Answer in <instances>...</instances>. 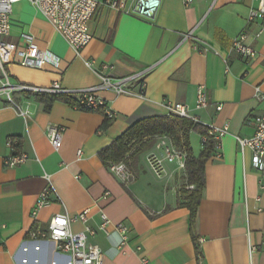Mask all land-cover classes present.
I'll list each match as a JSON object with an SVG mask.
<instances>
[{
    "label": "crops",
    "instance_id": "obj_1",
    "mask_svg": "<svg viewBox=\"0 0 264 264\" xmlns=\"http://www.w3.org/2000/svg\"><path fill=\"white\" fill-rule=\"evenodd\" d=\"M256 7V0H193L188 6L182 0H163L150 21L100 7L88 24L92 39L77 55L29 3L12 6L4 40L18 44L21 35H30L38 49L58 59L56 66L34 70L15 58L5 66L13 85L48 88L59 83L75 92L98 86V75L117 79L149 72L143 99L96 92L114 114L106 130H101L104 116L99 113L60 101L45 109L38 94L25 93L12 96L17 109L0 96V264H71L54 242L30 239L28 233L47 231L54 215L73 217L86 209L87 227L97 229L102 211L113 225L128 228L124 245L113 228L88 238L100 249L102 264H264V174L253 169L251 152L241 151L236 140L251 138L250 120L264 114V99L254 96L255 88L264 92V32L256 37L264 18L246 24L249 10ZM242 32L245 44L256 52L253 60L231 49ZM198 87L209 98L202 110L194 109ZM68 96L80 100L77 94ZM168 103L186 105L199 126L228 131L204 167L196 244L189 211L179 206L186 197L185 168L163 162L156 174L148 165L152 154L163 158L156 147L159 138L124 165L127 182L114 177L98 157L135 122L165 115ZM49 127L62 129L58 151L47 139ZM8 137L17 138L18 151L28 156L26 163L11 169L4 166L10 154ZM201 137L189 134L194 157L202 150ZM49 184L55 195L32 219L36 201ZM82 229L79 223L72 225L73 232ZM251 247L257 250L250 253Z\"/></svg>",
    "mask_w": 264,
    "mask_h": 264
},
{
    "label": "built area",
    "instance_id": "obj_2",
    "mask_svg": "<svg viewBox=\"0 0 264 264\" xmlns=\"http://www.w3.org/2000/svg\"><path fill=\"white\" fill-rule=\"evenodd\" d=\"M163 0H0V96H4L7 101L12 103L17 109L18 107L12 102V96L15 93L25 94H43V95H71L80 96L79 105L84 109L102 108L104 115L109 119H114V114L105 106L102 100L97 98L96 92L108 90L117 96H129L143 99L145 97V76L149 70L144 72L112 79L102 74L98 75L100 83L98 86L75 92H69L61 88L59 83H53L48 88H34L25 85H13L5 72V66L12 63L15 58L19 60L22 67L34 70H42L46 65L56 66L58 59L47 51H41L34 44V39L30 35L23 34L18 44L7 43L4 38L10 32V16L12 6L20 2L29 3L39 14H41L52 28L60 35L64 42L77 54L90 43L92 35L89 32L88 24L95 16L96 11L100 7L111 8L119 11L123 15L135 17L142 20L150 21L156 15ZM185 6L192 3L193 0H182ZM244 1V0H239ZM257 7L252 8L248 12L246 24L249 25L256 20L264 18V0H256ZM264 32V26L261 27L256 37ZM190 37V34L184 37V40ZM247 35L240 33L232 42V51L237 55L253 60L256 52L245 44ZM90 66V64H87ZM107 69L102 67V71ZM255 98L264 99V92L259 88L254 90ZM209 105V98L203 87L196 90V98L194 109L202 110ZM220 106L216 108L217 111ZM20 115L23 114L20 112ZM166 116H173L188 119L194 123L198 121L189 113L186 105L180 103L167 104ZM250 124L254 128V134L249 139L236 138L241 151L248 149L251 152V163L260 175L264 174V114L256 116L250 120ZM207 135L201 137V146L207 142L208 137H212L215 146H219V139L225 136L228 131L226 127L218 128L215 126H207ZM159 138L157 148L161 150L163 158L160 159L155 155H150L147 159L151 170L159 174L162 172L163 162L176 163L179 168H185L186 155L177 150L167 137ZM47 139L54 149L58 151L62 142V129L49 127L47 130ZM6 146L9 150V156L4 161L6 168H15L23 165L28 160L26 154L20 153L19 140L14 137H8ZM78 156L80 151H78ZM109 171L121 182H127L130 179L126 167L123 163L109 166ZM78 178V177H77ZM192 190L193 187H187ZM55 195L53 188L49 186L39 195L35 210L31 214V218L35 219L36 212L51 202V196ZM108 193H104L103 199H106ZM89 209L82 211L69 217L68 215L57 214L52 216L47 223V231L33 230L28 233V237L33 240H50L55 243L57 251L68 255L71 264H102V254L100 249L88 242V238L95 235L96 232L107 234L109 228L117 231L121 237V245L126 243L128 228L123 224L113 225L108 217L100 211V224L94 230L86 226L88 221ZM79 223L83 225V229L79 232L72 231V225ZM256 247L250 248V253L256 251Z\"/></svg>",
    "mask_w": 264,
    "mask_h": 264
},
{
    "label": "trees",
    "instance_id": "obj_3",
    "mask_svg": "<svg viewBox=\"0 0 264 264\" xmlns=\"http://www.w3.org/2000/svg\"><path fill=\"white\" fill-rule=\"evenodd\" d=\"M37 98L45 103V109H48L53 102L60 101L81 111L99 113L104 116L101 130H106L112 123L104 115L102 108L84 109L79 105L78 101L72 100L68 95L38 94ZM191 132H197L201 136L207 135L205 127L199 126L188 119L166 115L142 119L132 124L119 138L101 150L98 153V157L105 166L119 163L129 166V163L154 145L153 139L155 137H167L177 150L186 155L185 174L187 187H193V189L188 190L186 188L182 190V194L186 197L183 203H179V206L185 207L189 211L190 234L196 244L194 230L197 209L204 189V167L216 146L212 137H208L207 142L202 145L200 154L194 157L188 140Z\"/></svg>",
    "mask_w": 264,
    "mask_h": 264
}]
</instances>
